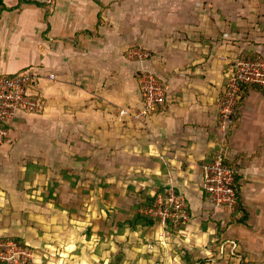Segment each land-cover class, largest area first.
Wrapping results in <instances>:
<instances>
[{"label":"crops","instance_id":"0c3cea01","mask_svg":"<svg viewBox=\"0 0 264 264\" xmlns=\"http://www.w3.org/2000/svg\"><path fill=\"white\" fill-rule=\"evenodd\" d=\"M113 4L56 0L47 7L33 0L0 1V75L39 73L32 88L45 103L42 112L19 114L8 126L0 145V208L3 194L13 196L15 177L32 156L31 143L53 127L62 152L66 146H84L85 153L100 159H119L147 196L172 187L184 198L189 223L176 232L171 228L162 246L146 252L149 264H264V91H241L228 133L217 121L228 69L221 57L264 54V0L245 1L251 23H239L236 30L250 31L247 45L231 39L225 27L219 28L224 37L214 47L220 35L206 25L197 53L161 36L178 28L176 15L187 16L189 3L161 11ZM132 13L136 19L128 17ZM139 45L155 51L141 65L125 54ZM142 68L167 83V101L164 109L135 120ZM218 149L235 173L238 201L232 212L214 206L201 185V167Z\"/></svg>","mask_w":264,"mask_h":264},{"label":"rangeland","instance_id":"374dc122","mask_svg":"<svg viewBox=\"0 0 264 264\" xmlns=\"http://www.w3.org/2000/svg\"><path fill=\"white\" fill-rule=\"evenodd\" d=\"M245 1L113 0V7L142 11L158 8L161 11L189 3L187 16L176 15L178 28L173 32L167 29L168 32H162L161 36L164 42L175 40L187 45L185 50L197 53L200 38H206V25L216 27L220 35L213 40L214 47L223 39L224 31L221 30L225 27L231 39L239 41L238 44L247 45L251 41L249 30L239 34L236 30L239 23H251L248 22ZM132 14L128 17L136 19L135 13ZM144 15L145 12L140 17ZM133 52H144L148 56L140 59L132 55ZM125 54L129 61L141 65L154 57L155 51L139 45L128 47ZM147 74L159 79L168 93L167 83L149 69L142 68L139 81ZM226 82L224 76L223 92L218 101L220 107L228 105ZM138 109L132 111L133 119ZM121 114L127 115L128 111L123 110ZM218 115L219 110L217 121ZM50 129V134L43 132L31 143L34 148L32 156L23 161L24 169L15 177L13 196L2 195L5 205L0 208V216L5 221L2 237L17 244V252H10V258L2 264H149L146 246L150 243L151 248L157 250L165 241V238L162 242L157 241L156 224L147 229H142L139 224L130 229L127 222L120 226V223L133 219L139 210L137 206L149 195L138 177L132 176L130 171L124 172L119 159H100L95 153H85L84 146H66L62 152L55 142L54 128ZM223 132L226 134L227 129ZM93 155L95 157L90 158ZM13 238L21 240V244Z\"/></svg>","mask_w":264,"mask_h":264},{"label":"built area","instance_id":"2783aa9c","mask_svg":"<svg viewBox=\"0 0 264 264\" xmlns=\"http://www.w3.org/2000/svg\"><path fill=\"white\" fill-rule=\"evenodd\" d=\"M1 1V0H0ZM41 5L53 7L56 0H33ZM140 59L146 58L147 53L133 52ZM228 65L225 74L228 92V105L220 107L218 126L222 131L232 123V115L238 100L241 85H255L264 90V54L254 58L221 57ZM39 73L32 70L21 71L14 76L0 75V145L8 136V126L19 114L40 113L44 110L43 99L33 90V85L39 81ZM50 80L54 75H48ZM33 87V88H32ZM141 102L135 114V119L141 120L156 110L164 109L167 101V90L162 82L154 76L143 75L140 80ZM221 115V119H219ZM220 120V121H219ZM201 185L210 202L228 212L236 207V191L234 188V171L225 163L224 153L215 152L212 160L201 167ZM140 213L156 221L157 236L160 242L172 228H178L190 221V213L184 198L172 187H165L156 194L149 206L141 208ZM162 242V241H161ZM149 253L153 251L151 244L146 246ZM17 252V244L0 238V263L10 258L11 253ZM155 264H163L157 261Z\"/></svg>","mask_w":264,"mask_h":264},{"label":"trees","instance_id":"16d2710c","mask_svg":"<svg viewBox=\"0 0 264 264\" xmlns=\"http://www.w3.org/2000/svg\"><path fill=\"white\" fill-rule=\"evenodd\" d=\"M247 87H255V88H259L260 90H263L262 88H260V87H258V86H255V85H241V86H240V89H239L238 100H237V103H236L235 108L237 107V105L239 104V102H240V100H241V91H242L243 89L247 88ZM263 91H264V90H263ZM235 108H234V110H235ZM231 120H232V123L229 125V127H228V129H227V133H228V130H230V127H231L232 124H233L234 113H233V115H232ZM234 188H235V191H236V205H237V201H238V191H237V187H236V185H235V173H234ZM162 191H163V188H162L160 191L156 192L152 197H149V196L146 197V199L144 200V202L140 203V205L137 206V209L139 208V210H140L141 208H143V207H145V206H149V205H151V203H152V202L154 201V199H155L156 194L161 193ZM139 210L135 212V215H134V217H133V219H132L131 221H129V222H128V221H125L124 223H120V226L123 227L124 224L126 225V222H127V224L129 225V228H130V229H133V228L135 227L136 224H139L140 226H142V229H147V228L152 227V226L156 223V221H155L154 219L142 215V214L139 212ZM180 227H181V226H180ZM180 227L174 229L175 232L178 231V229H179ZM173 232H174V231H173ZM13 239H14V238H13ZM1 240H7V239H6V238H1ZM14 240H15L18 244H21V242H22V241L19 240L18 238H17V239H14Z\"/></svg>","mask_w":264,"mask_h":264}]
</instances>
